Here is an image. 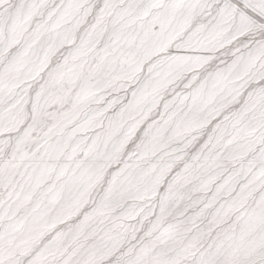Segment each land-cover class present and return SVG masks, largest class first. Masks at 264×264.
Instances as JSON below:
<instances>
[{
	"label": "snow or ice",
	"instance_id": "1",
	"mask_svg": "<svg viewBox=\"0 0 264 264\" xmlns=\"http://www.w3.org/2000/svg\"><path fill=\"white\" fill-rule=\"evenodd\" d=\"M0 264H264V0H0Z\"/></svg>",
	"mask_w": 264,
	"mask_h": 264
}]
</instances>
